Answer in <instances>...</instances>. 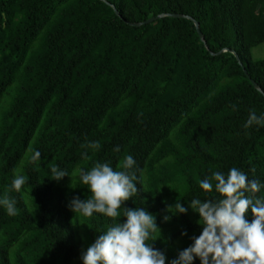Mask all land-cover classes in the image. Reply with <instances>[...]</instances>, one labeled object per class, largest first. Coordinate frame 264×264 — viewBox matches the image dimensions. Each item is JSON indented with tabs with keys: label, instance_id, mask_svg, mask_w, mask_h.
I'll use <instances>...</instances> for the list:
<instances>
[{
	"label": "trees",
	"instance_id": "obj_1",
	"mask_svg": "<svg viewBox=\"0 0 264 264\" xmlns=\"http://www.w3.org/2000/svg\"><path fill=\"white\" fill-rule=\"evenodd\" d=\"M158 14L191 17L208 49L187 18L130 24ZM261 43L264 0H0V197L16 201L13 216L0 207V264H81L82 245L124 218L69 210L90 195L78 170H121L125 155L137 195L117 211L154 214L146 243L175 258L201 226L169 207L214 196L199 180L231 167L264 180V126L242 127L249 109L264 111L247 77L264 91V57L251 54ZM53 166L68 176L51 180Z\"/></svg>",
	"mask_w": 264,
	"mask_h": 264
},
{
	"label": "clouds",
	"instance_id": "obj_2",
	"mask_svg": "<svg viewBox=\"0 0 264 264\" xmlns=\"http://www.w3.org/2000/svg\"><path fill=\"white\" fill-rule=\"evenodd\" d=\"M235 110L236 105L231 106ZM264 126V111L259 114L249 109L242 125ZM85 151L81 157L86 158L87 149H96L95 141L81 145ZM119 151L117 147L114 149ZM41 157L38 150L30 156L32 162ZM136 161L132 155L123 156L121 170H114L109 162H95L87 170H78L79 185L86 186L90 193L87 199L73 197L67 204L71 212L83 217H92L94 213L116 218L120 215L123 222L113 221L106 231L97 235L94 241L80 253L81 264H166V256L146 241L159 232L154 214L143 207L128 209L122 202L137 195ZM51 180L59 181L68 173L53 166L50 168ZM254 171V170H252ZM26 183L23 175L14 176L10 187L19 191ZM199 189L204 193H215L210 198L201 200L191 198L187 207L177 201L171 214H184L189 209L196 213V223L201 226L199 235L189 237L191 243L180 250L175 258L167 259V264H264V195H257L264 190V180L253 178L236 167L228 171H213L198 181ZM15 199L0 197V207L6 214H16ZM251 216V219H246ZM169 215L163 220L167 222ZM185 233L181 232L183 236ZM153 241V240H152Z\"/></svg>",
	"mask_w": 264,
	"mask_h": 264
},
{
	"label": "water",
	"instance_id": "obj_3",
	"mask_svg": "<svg viewBox=\"0 0 264 264\" xmlns=\"http://www.w3.org/2000/svg\"><path fill=\"white\" fill-rule=\"evenodd\" d=\"M112 8H113L114 12L117 14V11L115 10L114 6H112ZM163 17H179V18L182 17V18H187V19H189L190 21H192L193 24H194L195 30H196V32H197V34H198L199 39L203 42L205 48L208 49V46L206 45V42H205L204 37H203V34H202L201 31L199 30V25H198V23H197L196 21H194L191 17L185 16V15H181V14H158V15H156V16H153V17L148 18L147 20H145V21H143V22H132V23H130V24L133 25V26H140V25H142V24H147V23L153 22V21H155V20H157V19H160V18H163ZM224 51H227V50H224ZM230 52H231V53L234 55V57L238 60V56H237V54H236L233 50H230ZM238 63L241 64L240 61H238ZM243 71H244V73H246L245 70H243ZM247 77H248V80L250 81V83L252 84V86H253V87H254V88H255L260 94H262L263 97H264V91L260 88V86H259L256 82H254L252 79H250L249 76H247Z\"/></svg>",
	"mask_w": 264,
	"mask_h": 264
},
{
	"label": "rangeland",
	"instance_id": "obj_4",
	"mask_svg": "<svg viewBox=\"0 0 264 264\" xmlns=\"http://www.w3.org/2000/svg\"><path fill=\"white\" fill-rule=\"evenodd\" d=\"M251 54L254 59H260L264 57V43H261L253 48H251ZM84 250V245H82L81 252Z\"/></svg>",
	"mask_w": 264,
	"mask_h": 264
}]
</instances>
